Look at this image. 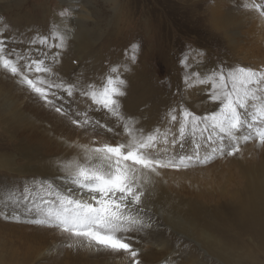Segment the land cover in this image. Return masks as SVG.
Returning a JSON list of instances; mask_svg holds the SVG:
<instances>
[{
  "label": "rangeland",
  "instance_id": "1",
  "mask_svg": "<svg viewBox=\"0 0 264 264\" xmlns=\"http://www.w3.org/2000/svg\"><path fill=\"white\" fill-rule=\"evenodd\" d=\"M249 2L0 0V17L6 22V25L0 23V32L6 31L9 36L15 35L17 41H23L12 45L20 50L32 39L42 36H49L50 44L56 43L52 34L70 26L72 30L60 61L52 65L61 78L81 86L100 87L111 69L117 68L116 74L124 75L128 81L126 96L121 98L124 114L133 116L136 126L145 132L157 127L163 131L173 107L177 108V115L181 106L196 114L216 110L205 91H201L202 86L185 85V72L199 73L203 78L221 63L226 70L239 66L264 67V21L243 7ZM77 5L87 12H75L74 22L61 20L57 15L62 9ZM137 44L139 47L134 51L132 46ZM32 55L34 58L39 52ZM184 58H187V68L180 64ZM125 68L129 69L127 73ZM27 93L0 68V209L10 196H20L32 178L39 180L55 174L56 183L63 186L58 170L46 171L42 165L54 168L57 161L78 160L83 156L80 145L109 142L107 137L85 138L79 134L69 140L66 134L56 136L33 110L42 108L45 114L54 113L43 105L39 107L40 103ZM26 101L34 104L30 110L23 108ZM80 108L84 110V105ZM105 118L110 121L107 126H116L111 118ZM64 129L73 130L67 124ZM120 139L126 140V135ZM242 153L185 171L167 170L162 178H154L155 184L169 194L189 201L195 208L197 221L177 218L166 221L159 214L154 217L157 225H163V237L169 242V249L172 248L166 262L222 264L218 257L205 253V231L216 238L222 237L233 248L235 257L239 255L245 260L251 248L264 261V247H259L257 240L260 239L253 235L251 224H248L249 233L238 234V242H233L234 230L245 222L248 213L251 182L264 186V146L254 139L242 146ZM23 219L16 222L0 216V264H89L106 257L111 259L104 264H122L126 257L123 252L110 250L61 247L69 241L58 229L35 226ZM134 247L140 249L142 263L164 259L162 251L150 244H141L139 239L135 238Z\"/></svg>",
  "mask_w": 264,
  "mask_h": 264
},
{
  "label": "snow or ice",
  "instance_id": "2",
  "mask_svg": "<svg viewBox=\"0 0 264 264\" xmlns=\"http://www.w3.org/2000/svg\"><path fill=\"white\" fill-rule=\"evenodd\" d=\"M243 7L264 21V0H250ZM77 11L78 5L57 15L74 22ZM0 23L6 25L2 17ZM71 30L65 26L53 33L56 43L50 44L49 36H42L20 50L12 45L23 41L0 32V68L75 132L91 137L106 130L117 142L80 145V159L54 164L63 186L56 183L55 174L32 178L20 196L8 198L0 216L16 222L23 217V222L58 229L69 241L61 247L123 252L128 264H142L140 249L134 247L136 234L147 235L154 226L157 230L163 226L157 225L149 199L157 182L154 178H162L167 170L180 172L242 155V146L254 139L264 146V67L226 70L221 63L203 78L185 72V85L202 86L216 110L196 114L181 106L177 115L173 107L163 131L157 127L145 132L136 126L133 116L122 111L128 81L116 74L117 68L111 69L100 87L68 82L54 70L52 65L59 63ZM132 47L135 51L139 45ZM36 51L39 55L33 58ZM180 64L187 68V58ZM90 112L111 118L116 126H107ZM122 135L126 140L120 139Z\"/></svg>",
  "mask_w": 264,
  "mask_h": 264
},
{
  "label": "bare ground",
  "instance_id": "3",
  "mask_svg": "<svg viewBox=\"0 0 264 264\" xmlns=\"http://www.w3.org/2000/svg\"><path fill=\"white\" fill-rule=\"evenodd\" d=\"M71 2H74V1H71ZM79 10H80L79 11L80 14L81 12H87L82 8ZM31 98L34 99L35 97H31ZM35 101L40 103L39 107H42V103L39 102L36 98H35ZM24 104H23V108L25 107L27 110V108L28 109L30 108V105L32 103H30L29 101H26ZM33 105L34 104H32V106ZM36 107H38V105ZM29 110L28 112H30ZM40 110L37 109L33 111L35 112L37 116L40 117L41 121L47 125V127L46 126L45 127L48 130L52 131L56 136L57 135L63 136L66 134V137H68L67 139L69 140H72L76 136H79V133L75 132L74 130L66 131V129H64L65 123L62 122L60 119H57L55 114L54 115L47 114V113L45 114L42 112V108ZM93 118H101L102 123L104 122H106V124L108 122L110 123V121H107L105 117L99 114L94 115ZM112 136H113V133H108L105 130H100L99 134L93 137H99V138L103 137L105 139L107 137V139L109 140V143H114L115 140L112 139ZM41 167L45 169L46 171L48 170L56 171L57 170L55 167L51 168L48 165H42ZM251 185H252L251 186L252 194H247L248 213L245 215V222L239 224L237 229L234 230L235 235H234L233 240L235 241L233 242L235 243L238 242V240L236 239L238 234H245V233L248 234L250 231L248 224H251L253 226L252 233L256 238L260 239V240H257V243L259 244L260 248H263L264 247V186L263 184H258L255 181H252ZM149 199L152 202V209L155 211V213H157L155 217H158L160 215V217L166 221L172 218L173 219L177 218L182 221L183 220H190L194 222L196 221L194 219L195 208L189 201L182 199L176 196L175 194H169L167 191L163 189V187L159 186L158 184L154 185ZM161 209H164V213L160 212ZM196 212L198 213V211ZM203 237L205 238L204 244H203L205 253L218 257L219 261L222 264H264L263 258L260 255L258 256L255 252H253L251 248L248 249L247 251L248 258L243 260L242 258H240L239 255L236 257L233 255V248L227 246L225 244L226 242L223 240L222 237L219 236V238H216L215 236H213V234L207 231H205V233L203 234ZM135 238L137 240L139 239V242L143 245L150 244L155 249L162 251L164 255V259L157 263L144 262L142 264H169L168 262L165 261V259L170 254H172L171 252L172 248L169 249L168 247L169 242L163 237L162 227H159L158 230L156 227H154L153 229L148 231L147 235L136 234ZM255 246H257V244ZM256 249L257 247L255 248V251ZM102 251H106V250H100V252ZM110 259L111 258L106 257L104 258L103 261L95 260L93 261V263H89V264H104ZM122 264H128L126 257L123 258ZM190 264H204V263L200 261H192L190 262Z\"/></svg>",
  "mask_w": 264,
  "mask_h": 264
}]
</instances>
